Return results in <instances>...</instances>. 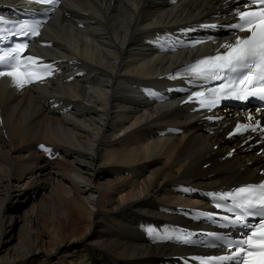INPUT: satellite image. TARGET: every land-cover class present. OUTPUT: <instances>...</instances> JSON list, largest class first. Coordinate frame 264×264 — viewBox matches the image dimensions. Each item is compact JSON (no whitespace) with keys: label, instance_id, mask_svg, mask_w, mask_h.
Returning <instances> with one entry per match:
<instances>
[{"label":"bare ground","instance_id":"1","mask_svg":"<svg viewBox=\"0 0 264 264\" xmlns=\"http://www.w3.org/2000/svg\"><path fill=\"white\" fill-rule=\"evenodd\" d=\"M223 8L230 16L223 0H64L66 15L48 24L53 48L44 51L62 60L65 79L20 96L0 80V264H156L185 253L145 234L192 204L175 184L221 189L256 172L246 165L252 155L221 159L222 137L206 134L183 107L141 95L173 65L144 40L222 17ZM167 125L185 131L158 137ZM41 142L60 157L45 159L35 148Z\"/></svg>","mask_w":264,"mask_h":264},{"label":"snow or ice","instance_id":"2","mask_svg":"<svg viewBox=\"0 0 264 264\" xmlns=\"http://www.w3.org/2000/svg\"><path fill=\"white\" fill-rule=\"evenodd\" d=\"M41 2L51 3V0H41ZM251 3L256 7L248 9L247 0H245V10L238 9L236 12L238 22L229 25L233 31L238 30L245 35H237L234 43H225L221 46L224 51L199 59L187 69V76L191 79L220 81V83L209 90L210 96L206 97L203 91H195L186 103L200 98L198 103L202 107L210 109L222 102L223 99L238 101H246L250 97L264 99V0H251ZM30 34L33 38L40 35L38 23L32 28ZM21 35L27 34L22 33ZM26 50L27 42L18 41L16 48L13 49L12 57L16 63L7 71L0 70V77H10L13 85L17 88H23L26 83L44 79L39 73L25 71L22 67V65L29 67L38 61V58L31 55L24 57L23 53ZM51 67L53 66H47V68ZM209 118L219 119L217 117ZM249 119L251 120V117ZM257 127H259V122H257ZM250 128L252 131H256V128L250 124H237L231 134H237L242 129L248 131ZM40 147L43 149L45 146L41 145ZM231 154L229 153V155ZM221 195L227 197L231 193ZM237 195L241 196V202L235 207L241 210V215L236 216L235 221L229 220L228 216H224L223 219L229 224H239L244 219V227L247 228V231L238 240L232 238L235 243H232V240L228 241L233 249L231 259H234L236 264H264V216L258 215V213H264V182L259 185L240 187L237 190ZM216 206L217 212H219L224 204L217 200ZM228 211H232V209H228ZM245 215L247 218H256L258 223H253L249 227ZM222 238L217 234V239Z\"/></svg>","mask_w":264,"mask_h":264},{"label":"rangeland","instance_id":"3","mask_svg":"<svg viewBox=\"0 0 264 264\" xmlns=\"http://www.w3.org/2000/svg\"><path fill=\"white\" fill-rule=\"evenodd\" d=\"M39 193H41V195H43V194L46 193V191H45V190H44V191L41 190ZM30 195H31V194H30ZM37 197H38V196H36L34 200H36ZM98 262H102V260H98L97 263H98Z\"/></svg>","mask_w":264,"mask_h":264}]
</instances>
